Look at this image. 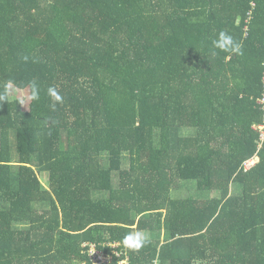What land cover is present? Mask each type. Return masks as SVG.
Listing matches in <instances>:
<instances>
[{"label":"trees","instance_id":"1","mask_svg":"<svg viewBox=\"0 0 264 264\" xmlns=\"http://www.w3.org/2000/svg\"><path fill=\"white\" fill-rule=\"evenodd\" d=\"M263 79L264 0H0V264H264Z\"/></svg>","mask_w":264,"mask_h":264},{"label":"built area","instance_id":"2","mask_svg":"<svg viewBox=\"0 0 264 264\" xmlns=\"http://www.w3.org/2000/svg\"><path fill=\"white\" fill-rule=\"evenodd\" d=\"M260 104L263 106L264 110V96L260 100ZM259 129L261 131V143L259 145V149L261 150L264 143V125L260 126ZM258 162L259 159L256 157L243 164L242 168L245 172H248L253 169ZM82 247L84 249V253L88 256V264H131L129 248H126L124 244L122 245L118 242L104 243L103 248L109 249V252L107 253L98 249L97 245L91 243H84Z\"/></svg>","mask_w":264,"mask_h":264},{"label":"clouds","instance_id":"3","mask_svg":"<svg viewBox=\"0 0 264 264\" xmlns=\"http://www.w3.org/2000/svg\"><path fill=\"white\" fill-rule=\"evenodd\" d=\"M213 46L214 48L220 49L230 54H242L241 45L236 41H234V39L230 35H228L223 31L220 32L218 38L213 41ZM50 94L57 101L61 99L59 94L54 89H50ZM33 98H38V97L34 96ZM147 242H148V237L143 233H128L125 235L122 241V243L126 248H131L132 250L135 251L141 249Z\"/></svg>","mask_w":264,"mask_h":264},{"label":"rangeland","instance_id":"4","mask_svg":"<svg viewBox=\"0 0 264 264\" xmlns=\"http://www.w3.org/2000/svg\"><path fill=\"white\" fill-rule=\"evenodd\" d=\"M9 98L20 99L23 102V108H25V110H28L31 102L29 90H19L13 86H9ZM40 178L43 184L47 186L49 180L48 174H43L40 176ZM194 192V187L192 185H186L183 186L180 191L175 193L173 195V198H187L190 196H194Z\"/></svg>","mask_w":264,"mask_h":264},{"label":"crops","instance_id":"5","mask_svg":"<svg viewBox=\"0 0 264 264\" xmlns=\"http://www.w3.org/2000/svg\"><path fill=\"white\" fill-rule=\"evenodd\" d=\"M135 233H143L144 234V232H138V231H136Z\"/></svg>","mask_w":264,"mask_h":264}]
</instances>
